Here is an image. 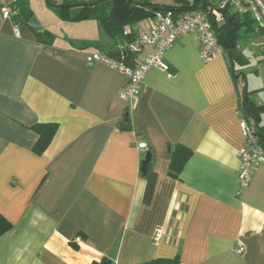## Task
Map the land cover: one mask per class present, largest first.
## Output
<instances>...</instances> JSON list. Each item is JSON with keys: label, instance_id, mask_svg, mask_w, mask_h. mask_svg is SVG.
Wrapping results in <instances>:
<instances>
[{"label": "crops", "instance_id": "crops-1", "mask_svg": "<svg viewBox=\"0 0 264 264\" xmlns=\"http://www.w3.org/2000/svg\"><path fill=\"white\" fill-rule=\"evenodd\" d=\"M24 2L56 39L40 43L27 25L16 36L0 13V215L11 223L0 235V264H142L177 254L179 264H264V165L238 188L240 94L264 103V33L239 42L233 75L227 52L203 61L197 34L184 32L163 53L168 69L151 67L124 101L127 77L86 59L124 39L94 18L68 21L46 0ZM52 21L78 38L59 40ZM140 21L149 28L154 16ZM258 119L264 126V111ZM42 122L57 130L36 154L30 127ZM175 144L191 154L172 178ZM147 151L157 178L146 205Z\"/></svg>", "mask_w": 264, "mask_h": 264}, {"label": "trees", "instance_id": "trees-1", "mask_svg": "<svg viewBox=\"0 0 264 264\" xmlns=\"http://www.w3.org/2000/svg\"><path fill=\"white\" fill-rule=\"evenodd\" d=\"M172 3L155 2L152 0H143L141 2L135 0H65L62 7L55 6L53 0H46V3L53 6L62 18L68 21H76L86 18H94L98 20L105 30L110 33L112 37H118L124 40H130L132 37H124L122 34L123 27L127 24L136 23L146 17H152L156 12L161 11H194L203 10L207 7H214L216 0H191L190 3L185 4L182 0H171ZM16 9V13L10 17L12 24L27 25L32 28L36 41L45 44H51L54 40V35L48 30H39L30 24L33 13L29 6L25 4L24 0H15L9 4ZM78 7L74 14H66L70 7ZM221 14V21H214L211 19V28L217 39V42L222 47L223 52L228 53V57L232 67V74H234L233 63L239 59V42L248 37L250 33L257 30L256 23L252 16L247 11H238L232 5L227 4L223 8L218 9ZM261 33L262 30H259ZM264 51V47H263ZM108 55L119 58V53L113 48L107 52ZM133 55L127 52L123 55V60L130 62ZM243 73H240L242 76ZM243 78V77H242ZM249 91L242 89L240 94V107L242 119L247 123H252L255 128V134L258 143L264 149V126L258 124V118L261 112L264 111V103L261 105L254 104L249 98ZM124 120L121 123V128H128L129 123L127 115L124 114ZM30 129L37 133L38 137L32 146V151L36 154H41L48 147L56 130L57 123L42 122L33 124ZM170 154V162L167 174L172 178H177L185 161L191 154V151L183 145L175 144L168 146ZM141 166V164H140ZM140 174L146 180L142 202L149 204L154 188L156 185L157 175L151 168V162L147 165L146 172ZM11 227V223L0 215V235ZM142 264H179V255L173 258H155L146 261Z\"/></svg>", "mask_w": 264, "mask_h": 264}, {"label": "built area", "instance_id": "built-area-1", "mask_svg": "<svg viewBox=\"0 0 264 264\" xmlns=\"http://www.w3.org/2000/svg\"><path fill=\"white\" fill-rule=\"evenodd\" d=\"M214 7L194 11L173 12L170 10L156 12L154 22L145 27V22L139 21L127 24L123 27L124 37H132L124 40L115 46L119 58L108 55L105 52H93L86 56L88 62L101 61L110 67L118 70L127 77V82L120 91V97L124 101L134 98L142 83L146 72L153 66L167 70L168 66L163 61V53L174 41L184 32H195L200 46V57L203 61L210 60L214 55L221 53L222 47L217 42L211 28V19L221 21L222 17L219 8L230 4L238 10L247 11L252 16L258 30L264 33V0H216ZM0 13L3 17L10 19L16 13V9L9 4L0 5ZM13 25L14 35H19V26ZM150 46L151 51L147 52L141 61L137 62L135 56L142 53L144 48ZM133 55L132 64L123 60L124 53ZM243 141L238 149V188L246 186L252 175V169L258 165H264V149L258 143L255 128L252 123L241 120ZM161 228L156 227L153 234V241L160 238ZM239 247L237 251H241Z\"/></svg>", "mask_w": 264, "mask_h": 264}, {"label": "rangeland", "instance_id": "rangeland-1", "mask_svg": "<svg viewBox=\"0 0 264 264\" xmlns=\"http://www.w3.org/2000/svg\"><path fill=\"white\" fill-rule=\"evenodd\" d=\"M135 1H138V2H141L143 0H135ZM152 1H155V2H171V0H152ZM183 3L185 4H188L190 3L191 0H182ZM42 2V1H41ZM37 7V5H36ZM76 8H73L71 11L73 13H76L77 11L75 10ZM75 10V11H74ZM54 11H57L56 9ZM37 12V11H36ZM56 13V12H55ZM50 20H53L52 18H50ZM67 26V25H66ZM51 27L56 30V32H59L60 34V38H58L59 40L62 38V36H66L67 38H70V39H74L75 37L78 38V34H76V30L72 29V28H68L67 27H63L61 26L60 24L56 23L55 21H52V24H51ZM63 34V35H62ZM56 39V37L54 36V40ZM53 40V41H54ZM257 50H258V53H260V47L258 46L257 47ZM247 52V50H246Z\"/></svg>", "mask_w": 264, "mask_h": 264}, {"label": "water", "instance_id": "water-1", "mask_svg": "<svg viewBox=\"0 0 264 264\" xmlns=\"http://www.w3.org/2000/svg\"><path fill=\"white\" fill-rule=\"evenodd\" d=\"M64 5H66V4H58V5H55V6H57V7H62V6H64ZM30 24H31L32 26H34V27H37V26H38V23H37V21H36V19H35L34 17L31 18V20H30ZM150 159H151V154H150V152L147 151V152L145 153L144 158H143L142 161H141L140 171H141L142 174H144V173L146 172V168H147V165H148L149 162H150ZM101 264H113V263H112V261H111L110 259H106V258H104V259L102 260Z\"/></svg>", "mask_w": 264, "mask_h": 264}]
</instances>
